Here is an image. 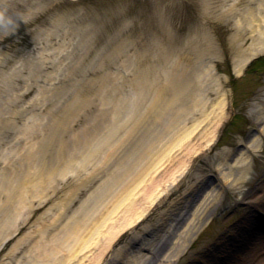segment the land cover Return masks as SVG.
<instances>
[{"label": "rangeland", "instance_id": "1", "mask_svg": "<svg viewBox=\"0 0 264 264\" xmlns=\"http://www.w3.org/2000/svg\"><path fill=\"white\" fill-rule=\"evenodd\" d=\"M0 12L12 21L0 29V264H61L74 242L61 249L53 238L78 221L90 247L67 264H123L153 237L163 241L160 253L172 237L166 224L183 223L213 186L222 195L208 225L173 264L220 258L214 247L227 240L234 243L227 264H264V222L256 213H264V137L242 182L216 170L256 132L264 74L241 79L250 58L264 54V0H0ZM204 35L213 52L197 62L189 50ZM184 75L199 84L208 118L176 123L175 135L163 133L137 161L146 141L175 118L170 111L154 126L151 119L128 131L161 81ZM219 100L222 113L214 117ZM183 126L186 136L177 131ZM130 204L136 212L124 210ZM109 210L111 239L112 224H101ZM43 245L59 250L55 260H43ZM141 252L151 264L157 257Z\"/></svg>", "mask_w": 264, "mask_h": 264}, {"label": "bare ground", "instance_id": "2", "mask_svg": "<svg viewBox=\"0 0 264 264\" xmlns=\"http://www.w3.org/2000/svg\"><path fill=\"white\" fill-rule=\"evenodd\" d=\"M204 33V32H202ZM238 36V43L241 41L242 37L241 34H237ZM200 39V45H196L192 47L189 50V54L191 53V56L195 59L197 62H201L202 59L205 57H208L212 52L214 45L210 41L209 35L199 36ZM234 48H239V45L232 44ZM232 46H229L230 48ZM240 50V49H239ZM263 50L262 48H253L251 49L252 52H258ZM242 57V56H241ZM250 55L246 56L245 58H242L240 60V63L245 61ZM235 58V57H233ZM189 68H191L190 73L192 72V69L194 68V62H192V59L189 58L185 62ZM181 70H184L183 68ZM184 72H187V70H184ZM204 72V70L202 71ZM209 74V73H208ZM159 77V76H158ZM175 79H172L169 83L165 84L161 81V85L159 86L158 90L155 92L154 99L151 101L150 107L147 109L146 113L141 115L139 118H136L134 121L133 126L131 127L130 131H128V135H131L134 130L137 131L140 130L145 123L149 122V120L153 119L154 121L151 123V125H155L158 120L164 119L166 114L168 112H172L171 117H174L177 122L172 124H166L162 131H158L159 133L154 134V137H150L145 144V150L142 152L137 161L144 156L145 152L148 151L149 148L154 149L158 146L157 141H162L163 139V133H166L167 136H169V133H173L175 135V129L177 124L176 123H183L184 119L186 117L191 116H203V120H206L208 118V113L204 111V106H202L201 99L199 96L200 88H198V83L194 82L193 80H189L186 78V76H176ZM199 90V93L197 92ZM215 110L218 109L219 112H214V117H220V114L222 113L223 109V103L221 100L217 102V105L214 106ZM174 112L175 116H174ZM200 113V114H199ZM254 121L257 124L258 134H252L247 142L242 144L241 148L238 150L236 157L232 160V162H220L216 165V169L219 170L224 180H227L228 182L232 181V184H236L239 182H242L245 179L246 174L249 171L250 165L252 163V155L256 152L260 151L263 146V137H264V100L260 101L257 106L256 113L254 115ZM199 124V122L195 125V127ZM171 127H174V129H171ZM195 129V128H194ZM186 126H183L182 128H178V132H186ZM180 133V134H181ZM178 133V135L180 136ZM185 136L189 133H184ZM177 135V136H178ZM178 136V137H179ZM171 137V136H170ZM157 143V144H156ZM161 145V144H160ZM57 155L58 157L56 161H60L62 159L59 158V156H62L64 147L59 144L57 148ZM95 152H93L94 154ZM53 156V155H52ZM150 156V155H148ZM62 165L68 164L67 162L61 163ZM66 168V166H65ZM65 170V169H64ZM57 172L56 169L51 170L49 174V178H51V175L53 176ZM239 174V178H235V175ZM221 191L220 189H217L216 187L212 188L209 192H205L203 197L200 200L199 205L196 208H193L191 212L187 215V218L184 219L183 223L174 225V222L172 224L167 223L165 226V231L171 232V239L170 237L165 241V247L161 252L158 253V246L161 241H158L161 238L153 237L152 240H143L140 242L139 250L136 254L132 256H127L124 259L123 264H151L146 257L145 254H142V247H146L152 251V253H157V257H153L152 259L156 258L152 264H172L180 255L183 253L187 247L190 245L192 240L196 237V235L209 223V219L211 218L212 212L217 207V204L221 198ZM127 197H125L126 199ZM121 203L123 201L121 200ZM134 204V203H133ZM123 205V204H121ZM134 205H129L127 208L125 207L124 210L128 209V212H134L135 209L133 207ZM114 209L113 211H115ZM113 211H108L107 214L103 219H105L101 224L105 226L106 221H109L112 224V216ZM136 212V211H135ZM140 215H138L136 218H138ZM111 220V221H110ZM81 221L74 222L72 224H67L64 227L65 234L62 233L60 236H56L53 238L55 241H57L59 244V248L66 249L65 245L72 244L71 242H74V247L71 249H68V255L67 258L64 260H60L59 263L61 264H67L70 259H74L78 253L82 251H87L86 249L90 247V244L88 241H85L82 239L84 233L87 232V227H84V225L81 224ZM124 225L117 226V230H120L123 228ZM101 227V225H100ZM125 227V226H124ZM108 229L111 230L109 233L108 229H104V232L106 235H108L106 238H110L113 235L112 228H116L114 224L112 226H108ZM100 229H96L97 237L99 236H105L102 232H99ZM93 233V231H91ZM156 236V235H154ZM81 237V238H80ZM109 239V240H110ZM45 251H47V255L43 256V260L47 258V260L54 259L59 253V250H53V247H47L46 245L41 246ZM47 247V248H46ZM44 251V250H43ZM86 256L82 257L85 258ZM151 259V260H152ZM46 260V261H47ZM91 260V259H90ZM149 261V262H148ZM33 264V263H32ZM48 264V261H47Z\"/></svg>", "mask_w": 264, "mask_h": 264}, {"label": "clouds", "instance_id": "3", "mask_svg": "<svg viewBox=\"0 0 264 264\" xmlns=\"http://www.w3.org/2000/svg\"><path fill=\"white\" fill-rule=\"evenodd\" d=\"M11 25L12 21L10 19L6 21L4 14L0 12V29H7Z\"/></svg>", "mask_w": 264, "mask_h": 264}]
</instances>
